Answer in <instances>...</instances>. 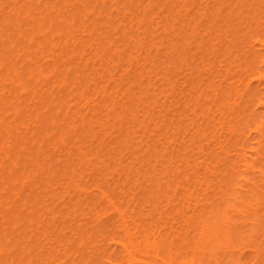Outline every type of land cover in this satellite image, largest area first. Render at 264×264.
<instances>
[{
  "label": "bare ground",
  "instance_id": "bare-ground-1",
  "mask_svg": "<svg viewBox=\"0 0 264 264\" xmlns=\"http://www.w3.org/2000/svg\"><path fill=\"white\" fill-rule=\"evenodd\" d=\"M0 264H264V0H0Z\"/></svg>",
  "mask_w": 264,
  "mask_h": 264
}]
</instances>
